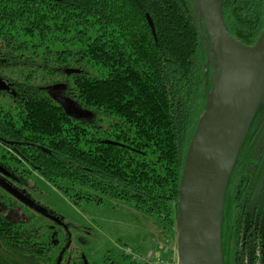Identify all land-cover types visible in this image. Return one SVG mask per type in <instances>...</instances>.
Here are the masks:
<instances>
[{
	"label": "trees",
	"instance_id": "1",
	"mask_svg": "<svg viewBox=\"0 0 264 264\" xmlns=\"http://www.w3.org/2000/svg\"><path fill=\"white\" fill-rule=\"evenodd\" d=\"M221 2L229 32L256 43L264 0ZM209 56L192 0H0V139L13 156L0 167L31 199L39 176L76 202L121 199L177 234L187 155L213 91ZM247 137L227 187L224 264H264V191L245 179ZM157 247L122 252L149 264ZM0 264L96 263L0 211Z\"/></svg>",
	"mask_w": 264,
	"mask_h": 264
},
{
	"label": "water",
	"instance_id": "2",
	"mask_svg": "<svg viewBox=\"0 0 264 264\" xmlns=\"http://www.w3.org/2000/svg\"><path fill=\"white\" fill-rule=\"evenodd\" d=\"M192 4L199 33L208 44L213 91L181 180L178 264H224L222 224L227 187L254 115L264 103V29L256 43L246 44L229 32L221 0H192ZM148 22L157 38L150 16ZM3 186L44 212L19 189Z\"/></svg>",
	"mask_w": 264,
	"mask_h": 264
},
{
	"label": "rangeland",
	"instance_id": "3",
	"mask_svg": "<svg viewBox=\"0 0 264 264\" xmlns=\"http://www.w3.org/2000/svg\"><path fill=\"white\" fill-rule=\"evenodd\" d=\"M32 180L27 188L44 212L17 199L15 208L25 220L42 225L47 234L54 231L59 243L64 244L66 238L71 247L83 250L89 261L96 264H138L124 255L122 247L127 245L135 251H142L145 245L156 243L160 253L178 264L177 234L165 231L156 215L109 197L104 202L86 198L76 202L62 188L45 182L39 176ZM15 214L17 216L18 212ZM146 250L150 248L146 247Z\"/></svg>",
	"mask_w": 264,
	"mask_h": 264
},
{
	"label": "flooded vegetation",
	"instance_id": "4",
	"mask_svg": "<svg viewBox=\"0 0 264 264\" xmlns=\"http://www.w3.org/2000/svg\"><path fill=\"white\" fill-rule=\"evenodd\" d=\"M252 121L253 122L248 131L249 134L246 139L243 162L246 168L245 179L247 180V185L251 186L252 190H255L256 194L258 191H261V189H263L264 191V103L260 105ZM11 151L12 150H10V148L5 143H1L0 139V164L3 161H12L11 159L13 156L12 154H10ZM7 172V170L5 172V170L0 167V211L8 213V215L14 220H22L24 218L22 217L21 212L18 208H15L16 199H20L14 197L3 186L4 184H9L13 187V184L10 181L12 179L14 180V178L18 179V177L16 175H13L12 172L10 173V175ZM15 212H18L17 216ZM256 213L258 214L255 217L259 218L260 213L257 212V210Z\"/></svg>",
	"mask_w": 264,
	"mask_h": 264
},
{
	"label": "built area",
	"instance_id": "5",
	"mask_svg": "<svg viewBox=\"0 0 264 264\" xmlns=\"http://www.w3.org/2000/svg\"><path fill=\"white\" fill-rule=\"evenodd\" d=\"M149 264H176L171 258L162 257L159 254H155L154 258H151Z\"/></svg>",
	"mask_w": 264,
	"mask_h": 264
},
{
	"label": "bare ground",
	"instance_id": "6",
	"mask_svg": "<svg viewBox=\"0 0 264 264\" xmlns=\"http://www.w3.org/2000/svg\"><path fill=\"white\" fill-rule=\"evenodd\" d=\"M238 59H239V57H238Z\"/></svg>",
	"mask_w": 264,
	"mask_h": 264
}]
</instances>
